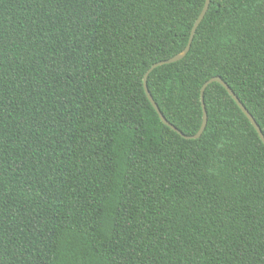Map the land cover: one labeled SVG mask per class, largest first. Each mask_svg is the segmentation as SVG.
Wrapping results in <instances>:
<instances>
[{
    "label": "trees",
    "instance_id": "trees-1",
    "mask_svg": "<svg viewBox=\"0 0 264 264\" xmlns=\"http://www.w3.org/2000/svg\"><path fill=\"white\" fill-rule=\"evenodd\" d=\"M204 0H0V264H264V144L218 82L185 138L143 89ZM220 76L264 135V0H209L147 87L183 134Z\"/></svg>",
    "mask_w": 264,
    "mask_h": 264
},
{
    "label": "water",
    "instance_id": "water-1",
    "mask_svg": "<svg viewBox=\"0 0 264 264\" xmlns=\"http://www.w3.org/2000/svg\"><path fill=\"white\" fill-rule=\"evenodd\" d=\"M208 4H209V0H204V4L199 12V14L197 15V17L195 18L193 25L190 29V33H189V37L188 40L185 44V46L183 47V49L181 51H179L178 53L174 54L173 56L167 58V59H163V60H159L156 61L154 63H152L147 70L145 71L144 75H143V89L144 92L148 98V100L150 101L151 105L153 106V108L155 109L159 119L167 126H169L171 129H173L174 131H176L177 133H179L181 136L185 137V138H197L203 131V129L205 128L206 122H207V113L205 110V106H204V102H203V91L206 88V86L211 83V82H218L220 83L225 90L231 95V97L233 98V100L235 101V103L237 104V106L240 108V110L243 112V114L247 117V119L249 120V122L251 123V125L253 126V128L255 129V131L257 132L260 140L262 141V143L264 144V135L259 127V125L257 124V122L255 121V119L253 118V116L251 115V113L247 110V108L242 104V102L239 100V98L236 96V94L233 92V90L226 84V82L223 81V79L220 76H212L209 79H207L205 82H203V84L201 85L200 88V99H201V108H202V120H201V124L198 128V130L194 133V134H190V135H185L183 134L178 128H176L172 123H170L165 117L164 115L161 113L159 107L157 106L156 102L154 101L148 87H147V76L148 74L151 72V70H153L155 67L165 64V63H170V62H174L176 60L181 59L188 51L192 38L194 36L195 30L198 26V24L200 23V21L202 20L207 8H208Z\"/></svg>",
    "mask_w": 264,
    "mask_h": 264
}]
</instances>
